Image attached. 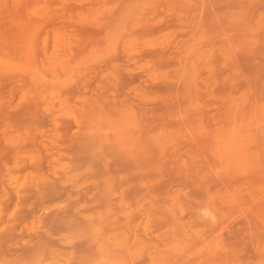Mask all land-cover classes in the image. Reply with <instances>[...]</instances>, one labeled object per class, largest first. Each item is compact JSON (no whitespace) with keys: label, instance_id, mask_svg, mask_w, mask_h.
Here are the masks:
<instances>
[{"label":"rangeland","instance_id":"rangeland-1","mask_svg":"<svg viewBox=\"0 0 264 264\" xmlns=\"http://www.w3.org/2000/svg\"><path fill=\"white\" fill-rule=\"evenodd\" d=\"M158 1L0 0V264H264V0Z\"/></svg>","mask_w":264,"mask_h":264},{"label":"bare ground","instance_id":"bare-ground-1","mask_svg":"<svg viewBox=\"0 0 264 264\" xmlns=\"http://www.w3.org/2000/svg\"><path fill=\"white\" fill-rule=\"evenodd\" d=\"M235 1H238V0H235ZM155 2H156V1H155ZM157 2H159V1L157 0ZM183 2H184V1H182V3H183ZM227 2H228V0H227ZM227 2H226V5L228 4ZM161 3H162V0H161ZM196 3H197V1L195 2V4H196ZM231 3H232V2H231ZM231 3H230V4H231ZM233 3H234V2H233ZM236 3H237V4H240V2H236ZM154 4H155V3H154ZM181 5H183V4H181ZM198 5H199V4H198ZM233 5H234V4H233ZM235 5H236V4H235ZM190 6H191V5H190ZM223 6H224V5H223ZM230 6H231V5H230ZM236 6H238V5H236ZM177 7H178V6H176V8H177ZM183 7H184V5H183ZM192 7H193V6H192ZM190 8H191V7H190ZM190 8H188V9L191 10ZM224 8H225V7H224ZM188 9H187V10H188ZM192 9H195V8H192ZM185 10H186V9H185ZM189 10H188V11H189ZM189 12H190V11H189ZM173 14H174V13H173ZM204 15H205V14H204ZM209 15H210V14H209ZM173 16H174V15H173ZM219 16H220V15H219ZM17 17H18V16H17ZM203 17H204V16H203ZM208 17H209V16H208ZM15 18H16V17H15ZM149 18H150V17H149ZM166 18H167V17H166ZM219 20H220V19H219ZM163 23H164V21H163ZM164 24H166V23H164ZM154 25H155V24H154ZM171 25H172V24H171ZM188 31H189V30H188ZM148 32H149V30H148ZM155 48H156V47H155ZM171 48H173V47H171ZM171 48H170V49H171ZM168 49H169V47H168ZM150 50H151V49H150ZM152 50H153V49H152ZM156 50H157V48L155 49V51H156ZM159 50H160V48L158 49V53H159ZM161 51H162V50H161ZM164 51H166V50H164ZM164 51H163V52H164ZM161 53H162V52H161ZM142 54H143V51H142ZM162 54H164V53H162ZM153 55H154V54H153ZM157 57L159 58V56H157ZM160 58H162V56H161ZM167 58H168V57H167ZM172 58H173V57H172ZM169 59L172 60L171 58H169ZM174 59H175V57H174ZM160 61H161V60H160ZM162 61H163V62H162L161 64H163L166 60L164 61V58H163ZM98 65H99V64H98ZM97 67H98V66H97ZM94 68H95V66H94ZM121 69H122V68H121ZM121 69H120V70H121ZM120 78H122V77H120ZM124 78H125V76H124ZM124 78H123V79H124ZM126 78H127V77H126ZM127 80H128V78H127ZM119 81H120V80H119ZM125 81H126V79L123 80V82H125ZM120 84H121V83H120ZM169 94H170V93H169ZM98 100H99V99H98ZM165 113H166V112H165ZM151 118H152V116H151ZM200 147H201V146H200ZM203 159H204V158H203ZM208 160H209V159H208ZM201 161H202V160H201ZM202 164H203V162H202ZM201 166H202V165H201ZM199 167H200V166H199ZM203 168H206V167H203ZM198 169H199V168H198ZM183 170H184V169H183ZM179 172H181V171L179 170ZM184 174H185V172H184ZM188 175H189V174H188ZM157 189H158V188H157Z\"/></svg>","mask_w":264,"mask_h":264}]
</instances>
